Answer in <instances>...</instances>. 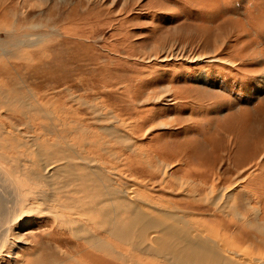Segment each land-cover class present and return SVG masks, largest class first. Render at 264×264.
<instances>
[{"label": "rangeland", "instance_id": "1", "mask_svg": "<svg viewBox=\"0 0 264 264\" xmlns=\"http://www.w3.org/2000/svg\"><path fill=\"white\" fill-rule=\"evenodd\" d=\"M0 102L1 127L89 153L139 198L252 236L226 240L264 259V0H0ZM79 126L102 139L80 146L71 131ZM154 156L168 165L163 183ZM192 177H207L216 194L228 189L227 207L251 225L204 200L209 190H189ZM52 224L26 216L15 226L23 240L2 264L92 260L90 246Z\"/></svg>", "mask_w": 264, "mask_h": 264}, {"label": "bare ground", "instance_id": "2", "mask_svg": "<svg viewBox=\"0 0 264 264\" xmlns=\"http://www.w3.org/2000/svg\"><path fill=\"white\" fill-rule=\"evenodd\" d=\"M9 102L8 99L0 103L9 108L14 101ZM22 104L30 108L28 104L31 103ZM16 108H19L18 103L11 109ZM108 127L101 128L104 134L109 138L111 136L112 141L114 138L121 145L125 142L130 150H135V145H132L129 139L122 138V134L115 126ZM71 131L78 133L75 139L79 135L83 144L80 146L97 143L99 139L94 142L87 129L80 126ZM44 136L41 133L27 136L15 125L7 126L5 123V126L1 127L0 124V264L3 256L12 255L14 248L23 240L22 232H16L15 229L30 214L49 215L53 220V227L58 230L67 229L71 236L79 241L83 240L90 246L88 248L92 252L88 253L93 257V261H86V264H119L115 261L110 262L111 259L105 263L99 256L123 260V264H264L263 258L251 257L252 253L248 252V249L239 248L242 246L240 242L250 240L255 242L252 236L240 237L237 231L230 230L228 224L226 226L224 222L220 224L221 227L212 228L208 222L192 220L190 213L181 212L180 208L165 209L162 204L145 201L133 193L130 186L117 181L112 182L110 171L107 172L99 163V166L93 165L92 162L97 160L89 153L86 152L85 156L84 153L78 152V148L66 146L63 148L61 139L56 141L53 139L50 142ZM57 137L61 138L59 134ZM101 139L102 136L99 140ZM51 144H55L54 149ZM100 147L101 152L102 150L107 152L108 148L106 149L105 145ZM50 158L52 160L48 161ZM161 159L158 158V164L155 163L158 168L165 165ZM165 168L161 173L162 183L165 177L170 176L167 174L168 165H165ZM175 179L176 185L184 188L182 179L178 181V177ZM191 182L194 185L193 188L189 187V190H209L204 200L215 204V207L223 212V209H229L233 216H239L240 220L244 219L251 225L252 222L245 216L240 218L234 205L227 207L231 197L225 193L228 189L223 188V191L216 194L215 191L218 190L216 184H210L207 177H200L199 181L192 177ZM209 184L211 186H208ZM29 195L35 199L31 204L28 203ZM256 213L259 214V211ZM223 218L219 216L218 221H222ZM214 219L213 221L217 222L216 218ZM101 232L109 233L110 238L99 234ZM229 238L233 239V242L240 241L238 242L240 245H237L239 247L230 246V242L226 240ZM122 244L126 247L123 251ZM52 263L58 264V261Z\"/></svg>", "mask_w": 264, "mask_h": 264}, {"label": "crops", "instance_id": "3", "mask_svg": "<svg viewBox=\"0 0 264 264\" xmlns=\"http://www.w3.org/2000/svg\"><path fill=\"white\" fill-rule=\"evenodd\" d=\"M263 213V212H262Z\"/></svg>", "mask_w": 264, "mask_h": 264}]
</instances>
